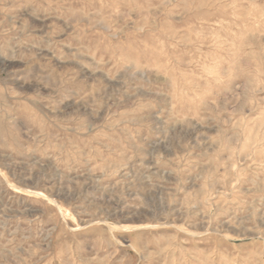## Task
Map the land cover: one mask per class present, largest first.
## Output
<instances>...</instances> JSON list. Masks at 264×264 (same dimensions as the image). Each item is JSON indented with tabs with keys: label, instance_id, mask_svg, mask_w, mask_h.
<instances>
[{
	"label": "rangeland",
	"instance_id": "obj_1",
	"mask_svg": "<svg viewBox=\"0 0 264 264\" xmlns=\"http://www.w3.org/2000/svg\"><path fill=\"white\" fill-rule=\"evenodd\" d=\"M0 264H264V0H0Z\"/></svg>",
	"mask_w": 264,
	"mask_h": 264
}]
</instances>
